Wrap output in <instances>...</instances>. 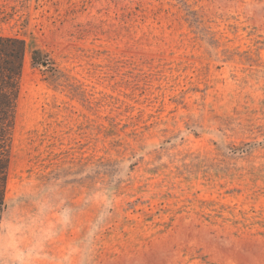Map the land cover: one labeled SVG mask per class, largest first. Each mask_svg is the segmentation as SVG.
<instances>
[{"label":"rangeland","instance_id":"1","mask_svg":"<svg viewBox=\"0 0 264 264\" xmlns=\"http://www.w3.org/2000/svg\"><path fill=\"white\" fill-rule=\"evenodd\" d=\"M0 35V264H264V0H0Z\"/></svg>","mask_w":264,"mask_h":264},{"label":"trees","instance_id":"2","mask_svg":"<svg viewBox=\"0 0 264 264\" xmlns=\"http://www.w3.org/2000/svg\"><path fill=\"white\" fill-rule=\"evenodd\" d=\"M30 46L24 39L0 35V233L6 209V185L11 161L15 111L20 95L24 61ZM38 50L32 51L34 61Z\"/></svg>","mask_w":264,"mask_h":264}]
</instances>
